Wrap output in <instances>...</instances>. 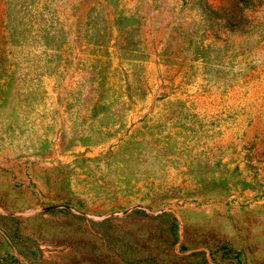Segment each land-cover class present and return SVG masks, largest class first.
<instances>
[{
	"label": "rangeland",
	"instance_id": "1",
	"mask_svg": "<svg viewBox=\"0 0 264 264\" xmlns=\"http://www.w3.org/2000/svg\"><path fill=\"white\" fill-rule=\"evenodd\" d=\"M0 264H264V0H0Z\"/></svg>",
	"mask_w": 264,
	"mask_h": 264
}]
</instances>
